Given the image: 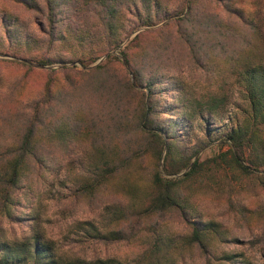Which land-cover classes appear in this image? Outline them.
Returning <instances> with one entry per match:
<instances>
[{"label":"rangeland","instance_id":"1","mask_svg":"<svg viewBox=\"0 0 264 264\" xmlns=\"http://www.w3.org/2000/svg\"><path fill=\"white\" fill-rule=\"evenodd\" d=\"M34 1L42 12L18 0H0V39H5V46L0 47V242L33 244L38 236L52 247L55 264H264V185L259 178L264 166L252 173L241 171L231 161L228 143L223 142L225 131L243 121L246 106L241 71L251 64L264 65V0H230L237 14L225 12L220 1H203L200 14L205 16L191 23V32L208 52V64H193L180 40L170 48V59L167 57L180 82L176 103L191 123L190 145L195 139L206 141L202 119L208 113L214 117L212 142L192 158L206 164L199 175L181 185L190 217L211 222L215 230L207 240L209 251L204 253L188 243L194 225L191 219H185L179 210L150 211L155 192L152 172L157 165L163 174L164 151L159 155L158 145L149 147V141L144 140L146 135L139 129L142 94L125 83V68L117 59H107V54L91 63L86 59L87 64L82 65L78 59L86 58L89 47L74 42L66 29L65 40L50 51L45 49L46 28L39 25L42 21L46 27L44 0ZM166 1L171 14L187 3ZM240 13L247 24L236 16ZM80 15L81 20H92L85 10ZM130 18L127 13L122 16L125 25ZM3 21H12L15 33L30 39L32 53L21 48L13 55L7 48ZM70 21L78 19L74 16L67 23ZM136 32L125 36L123 45ZM110 52L118 56L114 50ZM38 55L50 57L52 62L38 64ZM105 62L111 73L104 81L91 69ZM69 79L74 86H67L66 95L76 110L85 113L90 109L105 127V135L116 137V142L95 148L82 138L57 175L41 182L31 171L8 207L9 216L2 191L11 171V152L37 104L48 100V90L63 87ZM63 110L64 105L60 111L51 107L47 120L60 116ZM261 131L264 133V124ZM262 144L259 153L264 155V140ZM129 154L144 159L121 168ZM188 169L172 177H182ZM101 173L106 174L105 180ZM95 177L99 178L95 189L100 194L95 203L100 204L81 193V185ZM116 229H123L128 238L97 237L98 232L108 234Z\"/></svg>","mask_w":264,"mask_h":264},{"label":"trees","instance_id":"2","mask_svg":"<svg viewBox=\"0 0 264 264\" xmlns=\"http://www.w3.org/2000/svg\"><path fill=\"white\" fill-rule=\"evenodd\" d=\"M18 1L42 12L41 5L34 0ZM186 1V5H182L177 13L174 11L171 14L166 7L168 5L166 0H44L46 27H43L42 21L39 25L40 28H46L44 29L46 43L43 46L48 51L67 38L64 30L66 29L74 42L89 47L86 58L78 59L82 65L87 64L86 59L91 63L107 54L105 56L107 59H117L125 68L126 74L128 73L125 83L142 94L139 129L146 135L144 140L149 141V147L154 148L158 145L159 155L164 151L163 174L157 165L152 172L151 186L155 192L150 211L163 214L171 209L179 210L185 219H191L194 225L188 243L196 245L204 253L209 251L207 240L215 230L211 222L190 217V208L181 185L184 180L199 175L206 164L205 161L200 162L198 158L192 161V158L212 142L211 130L214 117L208 113L202 119L206 141L202 143L195 139V143L190 145L187 139L190 141L188 133L191 123L183 107L176 103L179 98L180 82L175 79L174 69L168 58L170 59L171 56L170 48L180 40L187 46L193 64L198 66L208 64L206 61L208 52L197 39H193L191 32L193 28L191 23L205 16L200 14L203 1L208 3L220 1L223 10L228 14H237L239 11L230 0ZM84 10L88 13V19L93 21L81 20L83 18L80 14ZM125 13L131 16L128 25L122 20ZM74 16L78 21L67 23V20ZM236 16L247 24L241 13ZM160 22L161 25L155 28L140 30L141 27H151ZM3 27L8 42L7 48L11 49L12 53L18 52L21 48L28 49L30 39L19 37L14 31L15 25L12 21H3ZM126 27L128 29L125 31ZM135 31L136 34L123 45L125 38ZM122 32L124 36L120 37L119 34ZM4 46L5 39H0V47ZM112 50L118 53V56L109 53ZM2 51L0 48V52ZM28 52L30 54L33 51L29 48ZM35 58L41 65L52 62L50 57L43 55ZM107 62L98 63L91 69V72H96L98 77L102 76L104 81L111 73V67ZM239 77L246 106L243 121L225 131L223 142L229 145L231 161L241 171L252 173L264 166V155L259 153L264 140V133L261 131V126L264 124V65L259 63L248 65L241 71ZM72 85L74 86V83L69 79L63 87L48 90V100L44 105L37 104L33 117L29 119L21 138L17 141V148L11 152V161H8L11 171L2 191L4 208L9 216L11 213L8 207L12 204L18 189L25 186L31 171L38 174L42 179L41 182L52 174L57 175L65 159L73 153L82 138L90 141L91 147L95 148L100 145L105 148L116 142L114 140L116 137L105 135V127L100 120L94 118L90 109L85 113L84 110H76L72 98L66 95L68 87ZM170 98L173 101H168ZM63 105L64 110L60 116L47 120L51 107L56 106L60 111ZM138 157L140 156L127 155L121 163V168L144 159L142 155L141 159ZM213 160L215 159H211ZM242 161H247L249 165L243 164ZM188 166L189 169L182 173V177H172ZM95 169H98L96 165ZM100 176L105 180L106 174L101 173ZM259 178L264 185V173L259 175ZM98 180L99 178L95 177L81 185V193H85L94 203L100 198V194L95 189ZM108 236L114 240L128 238L123 229H116L108 234L97 233L99 239L109 238ZM0 264H55V262L52 247L35 236L33 244L25 241L13 244L0 242ZM93 264L107 263L95 261Z\"/></svg>","mask_w":264,"mask_h":264}]
</instances>
